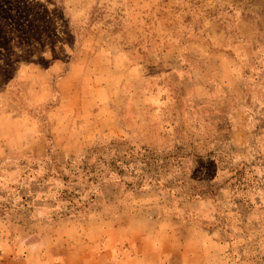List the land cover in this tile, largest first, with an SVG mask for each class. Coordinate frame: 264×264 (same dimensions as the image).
<instances>
[{
    "label": "rangeland",
    "instance_id": "1",
    "mask_svg": "<svg viewBox=\"0 0 264 264\" xmlns=\"http://www.w3.org/2000/svg\"><path fill=\"white\" fill-rule=\"evenodd\" d=\"M111 140L158 182L70 214ZM0 264H264V0H0Z\"/></svg>",
    "mask_w": 264,
    "mask_h": 264
},
{
    "label": "trees",
    "instance_id": "2",
    "mask_svg": "<svg viewBox=\"0 0 264 264\" xmlns=\"http://www.w3.org/2000/svg\"><path fill=\"white\" fill-rule=\"evenodd\" d=\"M154 163L145 154L135 152L126 141L111 140L107 145L90 149L79 162L56 164L55 170L66 187L62 194L69 203V213L76 215L86 212L95 193L110 181L123 182L130 189L156 184L158 177L152 168L161 167Z\"/></svg>",
    "mask_w": 264,
    "mask_h": 264
}]
</instances>
